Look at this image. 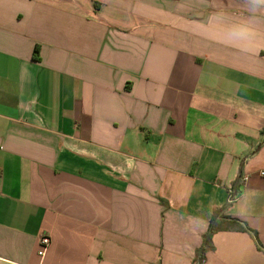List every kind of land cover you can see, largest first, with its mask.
I'll return each instance as SVG.
<instances>
[{
  "label": "crops",
  "instance_id": "obj_1",
  "mask_svg": "<svg viewBox=\"0 0 264 264\" xmlns=\"http://www.w3.org/2000/svg\"><path fill=\"white\" fill-rule=\"evenodd\" d=\"M262 173L264 0H0V264H264Z\"/></svg>",
  "mask_w": 264,
  "mask_h": 264
},
{
  "label": "trees",
  "instance_id": "obj_2",
  "mask_svg": "<svg viewBox=\"0 0 264 264\" xmlns=\"http://www.w3.org/2000/svg\"><path fill=\"white\" fill-rule=\"evenodd\" d=\"M34 54H35V58L38 59V56H39V48L38 47L35 49ZM217 214H218V210H215V213H214V216H213V220L216 218ZM234 222L237 223L239 225V227H241L244 231L252 232L251 229L246 224L242 225L238 220H235ZM212 233H213V229L211 228L209 230L208 234L205 236L204 246L201 249V253H200V258H199L198 264H202L204 262V260H205V253L207 251L208 244L210 242Z\"/></svg>",
  "mask_w": 264,
  "mask_h": 264
},
{
  "label": "built area",
  "instance_id": "obj_3",
  "mask_svg": "<svg viewBox=\"0 0 264 264\" xmlns=\"http://www.w3.org/2000/svg\"><path fill=\"white\" fill-rule=\"evenodd\" d=\"M264 175V173H262ZM40 250L39 255L42 257L51 245V239L48 235H42L39 240Z\"/></svg>",
  "mask_w": 264,
  "mask_h": 264
},
{
  "label": "clouds",
  "instance_id": "obj_4",
  "mask_svg": "<svg viewBox=\"0 0 264 264\" xmlns=\"http://www.w3.org/2000/svg\"><path fill=\"white\" fill-rule=\"evenodd\" d=\"M248 31H249V33H250L252 36H255V33H254V31H253L252 29H249Z\"/></svg>",
  "mask_w": 264,
  "mask_h": 264
}]
</instances>
